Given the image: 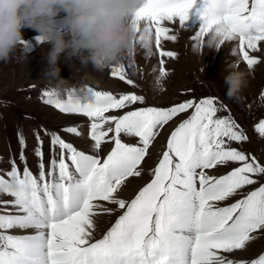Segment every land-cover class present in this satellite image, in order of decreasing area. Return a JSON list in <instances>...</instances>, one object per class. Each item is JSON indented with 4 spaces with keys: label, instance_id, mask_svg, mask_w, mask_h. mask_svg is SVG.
I'll list each match as a JSON object with an SVG mask.
<instances>
[{
    "label": "snow or ice",
    "instance_id": "6c2138e0",
    "mask_svg": "<svg viewBox=\"0 0 264 264\" xmlns=\"http://www.w3.org/2000/svg\"><path fill=\"white\" fill-rule=\"evenodd\" d=\"M190 19L201 22L191 37L197 44L210 29L223 25L226 41H238L247 66L259 63L249 52L264 46V0H147L136 22L152 29L161 78L169 75L163 58L177 55L162 46V41L178 38L167 25L178 22L185 28ZM111 75L140 87L125 66L113 67ZM90 90L95 103L76 104L69 95L63 100L47 91L44 103L88 118L95 154L45 129L51 145L46 165L44 139L37 131L39 171L34 174L24 151L26 139L19 135L23 167L12 158L10 170L0 174V193L12 197L0 199V264H264V254L251 260L228 255L246 250L264 235V184L244 191L264 177V163L233 146L249 137L230 114L218 116L228 109L212 97L166 108L133 107L145 105L143 94ZM189 110L150 169L151 181L130 201L121 198L128 178L142 175L141 165L164 127ZM255 130L264 137V120ZM62 131L82 135L77 126ZM122 136L138 142L125 143ZM105 144L113 147L101 155ZM230 164L237 166L225 174L210 171ZM116 212L120 214L114 225L94 239V217Z\"/></svg>",
    "mask_w": 264,
    "mask_h": 264
},
{
    "label": "rangeland",
    "instance_id": "374dc122",
    "mask_svg": "<svg viewBox=\"0 0 264 264\" xmlns=\"http://www.w3.org/2000/svg\"><path fill=\"white\" fill-rule=\"evenodd\" d=\"M60 22L62 21H58V23ZM199 22L198 20L190 19L185 28H181L178 22L175 25H167L166 22V25L173 29L174 34L178 38L174 42L162 41V46L165 50L173 51L177 55L175 58H163L166 61L164 67L168 70L169 75L161 78V86L159 88L155 86V81L157 77H160L159 61L161 57L155 48L154 39L151 55H147L143 50H138L132 60L124 61V66L129 77L136 81L140 86L139 88H133L120 81L118 77H113L111 75L113 68L97 72L91 65L81 66L79 60L75 58H61L59 65L61 76L70 86L79 87L82 83H87L95 90L111 91L116 95L123 94L124 92L127 93V91H135L137 94L145 96V105L143 106L166 108L181 103L186 99L198 100L199 96H203L202 99L209 98V93L217 99L222 98L229 110H232L236 115L235 117L238 118V121L244 124L247 129V136L249 137L247 142L241 144L234 142L233 146L245 152L249 149L264 163V138L255 130L256 125L261 120H264V46L261 47L263 52L260 53V56H253L249 52L250 56L259 60V63L249 68L247 63L243 61L242 54L239 53L238 41H226V47L221 48L219 52L214 50L209 51L207 47L199 48L197 42L191 39L200 28L201 23ZM37 35L34 30L26 29L25 41L32 46L27 48L19 47L14 53L13 59L6 63L0 62V174H4L10 170L11 166L9 162L11 157H14L17 163L22 166V163L19 161L21 149L18 145L21 133L27 142V147L24 151L29 168L35 174H38L35 171L38 168V161L35 155L37 147L35 134L37 131L43 139H46L44 140V147H46L44 153L46 156L51 154V145L50 137L44 133L45 129L49 132L59 133L66 142L72 143L78 150L88 152V154H95L91 150L93 142L89 138V133H87L89 127L83 117L61 114L54 110V106L36 99L37 87L56 89L57 86L56 79L44 74L47 67L45 56L49 45L37 43L35 40ZM262 44L264 45V42ZM233 49H235L236 55L231 57L230 51ZM231 59L238 61L240 69L249 73L248 87L250 83L254 85L253 89L243 91L239 98H230L226 94L224 83L225 68L227 62ZM153 68L156 70L153 71ZM28 86H35V88L32 91L27 90L29 89L27 88ZM127 110H121V114ZM190 114L191 110L188 113H182L164 127L152 147H150L149 155L141 165L144 169L142 175L140 177H130L126 181V183L129 180L138 181V183L133 184L134 187H138V190L127 200L133 199L140 188L148 183L151 176L150 174L148 176L147 173L152 169L155 161L159 160L172 129L177 123L183 119H187ZM223 115L228 114L225 111L218 112V116ZM70 125H76L79 129L81 128L82 135L76 136L62 131L64 127H69ZM158 138L160 140V149L157 153L153 154ZM48 140L49 144L46 143ZM124 140L130 144L138 142V138L134 137L124 136ZM111 148V144L103 145L101 155H106ZM48 162L49 158L45 160L46 164ZM231 166L236 167L237 165L230 164L227 168L218 167L210 171L213 173L227 172ZM128 186L130 185L125 184L124 187L128 188ZM3 196L5 200L12 199V197L0 193V199ZM119 214V212L114 214L101 213V220L98 224L97 222L95 223L94 239L102 238L107 230L111 228L112 222ZM12 233L23 235L32 234V231L24 233L22 230H12ZM263 253L264 235H258L256 240L249 243L246 250L228 255L233 259L251 260L258 258Z\"/></svg>",
    "mask_w": 264,
    "mask_h": 264
},
{
    "label": "clouds",
    "instance_id": "9594fccd",
    "mask_svg": "<svg viewBox=\"0 0 264 264\" xmlns=\"http://www.w3.org/2000/svg\"><path fill=\"white\" fill-rule=\"evenodd\" d=\"M146 3L147 0H0V62L13 59L16 50L26 43L25 30H34L38 34L36 42L49 45L44 74L56 79L55 94L67 91L73 103H95L89 84L76 87L64 80L61 58H75L103 72L123 67L124 61L132 60L138 50L151 55L152 29L146 24L138 27L136 22ZM223 28L218 25L206 32L198 47L219 52L226 41ZM235 55V49L231 50L230 56ZM225 72L226 94L239 98L248 86L249 73L233 59L227 62ZM160 80L156 78L157 88Z\"/></svg>",
    "mask_w": 264,
    "mask_h": 264
},
{
    "label": "bare ground",
    "instance_id": "6f19581e",
    "mask_svg": "<svg viewBox=\"0 0 264 264\" xmlns=\"http://www.w3.org/2000/svg\"><path fill=\"white\" fill-rule=\"evenodd\" d=\"M188 35V34H187ZM226 42L224 43V45H223V47L222 48H225L226 47ZM263 45V44H262ZM263 51H262V48H261V50L259 51V52H255V53H253V52H251L250 51V53L253 55V56H260V53H262ZM201 54V53H200ZM207 55V54H206ZM264 55V54H263ZM220 56V55H219ZM221 58V57H220ZM222 59V58H221ZM223 63V62H222ZM221 63V64H222ZM81 66H82V64H81ZM89 77V76H88ZM90 81V80H89ZM92 81V80H91ZM259 83V82H258ZM92 84V83H91ZM259 85V84H258ZM262 85V84H261ZM107 86H109V85H107ZM104 87V86H103ZM259 87V86H258ZM254 88V85H252L251 83H250V86L248 87H246L245 89H244V91L246 90V91H248V90H251V89H253ZM248 93V92H247ZM164 101V100H163ZM162 102V101H161ZM80 130H81V128H80ZM162 137V136H161ZM156 148H154V150H153V154H155V153H157V151H159V149H160V140H159V138H158V140H157V142H156ZM157 149V150H156ZM223 171V170H222ZM147 173V172H146ZM224 172H218V173H213V174H223ZM148 174V176H149V172L147 173ZM143 182V181H142ZM136 183H138V181H135V180H129L126 184H128V185H130V186H128V188L127 187H123L122 188V190H121V192L119 193V195L121 196V198H124V199H130L134 194H135V192L138 190V187L136 186V187H134V185L133 184H136ZM130 187V188H129ZM132 188H134V189H132ZM134 190V191H133ZM101 220V217H100V214H98L97 216H95L94 217V222L96 223L97 222V224L99 223V221ZM101 223V222H100ZM18 231H20V230H18ZM32 230H28L27 231V233L28 232H31ZM25 233V232H24Z\"/></svg>",
    "mask_w": 264,
    "mask_h": 264
}]
</instances>
